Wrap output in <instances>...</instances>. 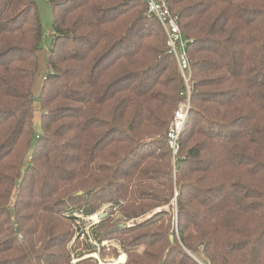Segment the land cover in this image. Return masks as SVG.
I'll use <instances>...</instances> for the list:
<instances>
[{"label":"trees","instance_id":"obj_1","mask_svg":"<svg viewBox=\"0 0 264 264\" xmlns=\"http://www.w3.org/2000/svg\"><path fill=\"white\" fill-rule=\"evenodd\" d=\"M48 1L46 44L38 0H0V264H100L114 240L124 264H264V0H168L194 86L176 153L184 82L147 1ZM174 188L178 237L166 210L127 225ZM108 203L125 221L83 218Z\"/></svg>","mask_w":264,"mask_h":264},{"label":"built area","instance_id":"obj_2","mask_svg":"<svg viewBox=\"0 0 264 264\" xmlns=\"http://www.w3.org/2000/svg\"><path fill=\"white\" fill-rule=\"evenodd\" d=\"M146 1L148 14L158 19L164 29L169 52L174 56L184 82V89L181 92L184 100L176 110L175 120L171 122L168 131L169 144L173 148L174 153H176L179 146L178 139L180 132L183 130L189 117L190 100L194 89L193 68L188 52L190 40L184 35L181 29L179 17L170 10L168 0Z\"/></svg>","mask_w":264,"mask_h":264},{"label":"rangeland","instance_id":"obj_3","mask_svg":"<svg viewBox=\"0 0 264 264\" xmlns=\"http://www.w3.org/2000/svg\"><path fill=\"white\" fill-rule=\"evenodd\" d=\"M38 5V10L40 13V17H41V21H42V26H43V34H44V42L46 44H48V42L50 41V37H51V33H52V22H53V15H52V9L50 6V3L48 0H38L37 2ZM184 99H182L179 104L177 109L179 108V106L181 105V103L183 102ZM191 101V100H190ZM176 109V110H177ZM176 110L174 112L173 118L171 120V122L173 120H175V113ZM35 125L36 127L40 126V111H36L35 113ZM170 122V124H171ZM170 124H169V128H170ZM187 127V121L185 123L184 128ZM29 158H27L26 164L28 163ZM175 191V195L174 198L172 199L170 205H166V206H161V207H157L155 208L152 213L149 214H144L138 218H133L128 220L127 225H134L137 222H141L144 221L146 219H148L149 217H151L153 214H155L156 212H160V211H168L171 213L172 215V232H174L177 237H178V223H177V219H176V196L178 194V191L174 188ZM103 213H107V215H112L113 217H116V219L118 218L119 220H124V216L121 215V213L117 210V207H115L112 203H108L105 204L103 206V208L96 214H94L93 216H88V217H83L84 219H86L87 221H91L92 223H96L99 222L100 219V215ZM90 225L87 227V229H89ZM174 236V234H173ZM174 239V237H173ZM104 245H113L118 249V256H107V258L105 260H102L99 258V255L97 253L92 254L93 256H95L96 258L100 259V264H108L109 262L114 263V264H118V263H122L124 264L127 261L128 258V252H126V250L120 246V243L118 240H114L112 242L110 241H104L103 243ZM141 248V250H139ZM144 250V246H141L139 248H137L135 251L137 253H141Z\"/></svg>","mask_w":264,"mask_h":264},{"label":"water","instance_id":"obj_4","mask_svg":"<svg viewBox=\"0 0 264 264\" xmlns=\"http://www.w3.org/2000/svg\"><path fill=\"white\" fill-rule=\"evenodd\" d=\"M105 216H107V213H103V214H101V215H100V219L104 218ZM173 237H174V236L172 235L171 238L173 239Z\"/></svg>","mask_w":264,"mask_h":264}]
</instances>
